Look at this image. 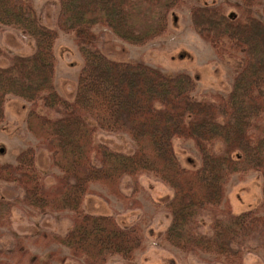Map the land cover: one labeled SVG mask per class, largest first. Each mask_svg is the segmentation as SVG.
Returning a JSON list of instances; mask_svg holds the SVG:
<instances>
[{"label": "trees", "instance_id": "16d2710c", "mask_svg": "<svg viewBox=\"0 0 264 264\" xmlns=\"http://www.w3.org/2000/svg\"><path fill=\"white\" fill-rule=\"evenodd\" d=\"M58 1V28L72 34L84 61L71 101L54 86L58 31L39 23L25 0H0V25L32 38L36 47L32 55L13 57L8 67H0V121L7 96L28 103L27 130L60 173L46 186L29 150L15 165L0 166V182L14 183L22 191L21 203L34 212L69 213L71 229L52 241L81 264H106L111 258L136 264L135 254L144 246L139 226L121 227L110 215L85 213L82 203L85 195L95 194L93 185L127 200L121 181L128 178L136 187L142 175L173 192L166 203L171 221L163 233L171 248L188 256H211L223 264H242L250 242L264 252V124L259 122L264 112V25L251 18L227 25L207 17L209 23L226 28V39L231 49L236 48L225 49L224 37L203 33L216 56L234 59L241 48L247 69L227 100L213 95L212 100L195 101L188 77L170 78L141 63L108 60L96 48L93 32L103 28L123 42L143 45L165 34L167 15L182 0ZM98 131L126 135L134 151L115 152L95 143ZM175 138L194 143L199 167H181L172 148ZM215 141L222 143L218 152L213 151ZM249 172L263 178L261 203L237 214L226 197L227 185L232 176L240 180ZM12 208L0 199V228L9 224ZM204 218L209 219L208 233L202 231ZM30 264L49 261L35 258Z\"/></svg>", "mask_w": 264, "mask_h": 264}, {"label": "rangeland", "instance_id": "374dc122", "mask_svg": "<svg viewBox=\"0 0 264 264\" xmlns=\"http://www.w3.org/2000/svg\"><path fill=\"white\" fill-rule=\"evenodd\" d=\"M31 4L36 17L43 26L58 31L53 47L55 57L54 86L59 95L71 101L74 98L79 74L84 65L79 48L71 33L58 28L60 2L58 0H25ZM182 0L178 7L171 9L166 19L165 34L143 45L135 46L116 38L103 28L93 30L96 48L108 59L117 63H141L160 70L173 78L184 75L192 82L190 96L195 101L212 100L219 95L227 100L236 80L247 69L243 63L246 54L241 48L237 58L216 56L213 47L205 40L203 33L213 38L224 37L221 42L225 49H231L226 39L228 31L221 25L209 23L224 22L231 25L235 20L248 18L264 25V0ZM214 13L220 16H213ZM233 21V22H231ZM241 28L236 30L239 32ZM99 36V37H98ZM0 67H8L13 57H27L35 50L32 38L18 31L0 25ZM251 72V71H250ZM264 94V92H263ZM264 107V106H263ZM39 112L43 111L39 109ZM29 104L20 98L7 96L0 121V166L15 165L17 158L32 150L34 166L46 186L54 183L59 171L52 167L50 154L27 130ZM259 122L264 124V112ZM258 122V123H259ZM95 143L104 145L120 153L134 151L133 142L124 134L98 131ZM175 157L183 168L193 169L201 165L198 150L191 140L175 138L172 141ZM222 143L215 141L213 151H220ZM263 178L257 172H249L243 179L232 176L227 185L226 197L234 213L255 210L261 203ZM95 194L84 196L82 210L91 215H106L115 218L121 227L139 226L144 246L135 254L136 264H223L211 256H188L164 242L163 233L170 225V215L166 209L173 192L161 181L142 175L137 186L124 178L120 190L128 196L119 200L99 185H93ZM0 199L13 204L8 225L0 228V264H30L35 258L49 264H81L70 258L68 250L52 241L54 236H63L71 229L69 213H37L21 203L22 191L14 183L0 182ZM131 201L138 205L131 204ZM202 231L209 232V219L202 220ZM251 250L246 252L242 264H264V252L250 242ZM66 257L64 263L51 258ZM106 264H124L120 258H111Z\"/></svg>", "mask_w": 264, "mask_h": 264}]
</instances>
